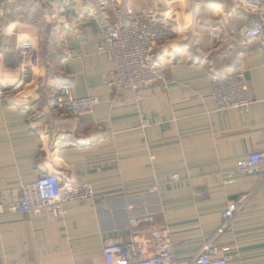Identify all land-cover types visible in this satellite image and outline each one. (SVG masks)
Returning <instances> with one entry per match:
<instances>
[{
  "label": "crops",
  "instance_id": "crops-1",
  "mask_svg": "<svg viewBox=\"0 0 264 264\" xmlns=\"http://www.w3.org/2000/svg\"><path fill=\"white\" fill-rule=\"evenodd\" d=\"M66 1L0 0V197L16 202L21 186L49 175L89 184L94 200L67 205L62 218L0 216V264H106L103 246L130 236L151 256L156 231L166 232L176 261L187 263L220 228L227 205L241 200L215 244L230 248L231 264H264V173L223 184L238 159L264 153V13L238 6L264 8V0L184 2L172 16L174 38L155 51L165 81L142 89L137 103L131 91L103 82L112 65L97 52L102 24L126 23V8L167 22L168 0ZM256 24L260 37L241 36ZM23 38L38 58L32 80L14 90ZM234 70L243 73L251 104L217 112L210 78ZM58 83L75 98H95L93 112L54 114ZM154 181L158 193L149 194Z\"/></svg>",
  "mask_w": 264,
  "mask_h": 264
},
{
  "label": "built area",
  "instance_id": "built-area-1",
  "mask_svg": "<svg viewBox=\"0 0 264 264\" xmlns=\"http://www.w3.org/2000/svg\"><path fill=\"white\" fill-rule=\"evenodd\" d=\"M66 4V0L61 2ZM239 7L248 13L263 17L264 8L252 2H240ZM127 14H132L127 10ZM217 28H211L209 34L217 36ZM261 25L256 24L251 29H241V36L245 39L258 38L261 35ZM102 39L97 46V52L106 56L112 65V70L103 76L106 86L121 93L129 90L134 94L135 102L141 100V90L147 86L164 83V65L155 59V51L176 34L175 29L165 20L154 15L147 17L132 16L124 23L112 22L102 24ZM20 76L14 90L24 86L33 78V68L38 58L37 51L32 47L28 38H23L16 46ZM211 96L214 109L226 112L230 109H246L251 104L248 97L244 75L241 71H226L210 78ZM54 96L51 110L59 117L72 116L79 118L90 115L97 105L95 98H75L71 88L66 83H58L53 88ZM147 125L141 120L140 126ZM78 132L84 134L87 128L83 123L77 126ZM88 139L78 141L79 145H88ZM150 162L154 157H149ZM259 172L264 173V153L252 152L238 159L233 170L226 172L223 184L234 182L235 176H251ZM173 177V180H177ZM159 181H154L147 187L149 194L158 193ZM94 200V191L89 184L75 185L69 181H62L56 177L44 175L35 182L21 186L20 196L16 202L7 204L0 197V216L5 214H30L32 216H47L62 218L65 207L69 204ZM245 200L229 203L223 212V221L217 232L203 245L200 253L190 262L182 264H231L228 253L229 247L219 248L216 239L224 232L236 218ZM136 222L132 220V224ZM149 242L153 255L144 256L140 252L141 245L134 236L126 242L104 245L102 255L106 264H179L174 256L172 243L167 240L165 231L149 234Z\"/></svg>",
  "mask_w": 264,
  "mask_h": 264
},
{
  "label": "rangeland",
  "instance_id": "rangeland-1",
  "mask_svg": "<svg viewBox=\"0 0 264 264\" xmlns=\"http://www.w3.org/2000/svg\"><path fill=\"white\" fill-rule=\"evenodd\" d=\"M65 0H61V2H64ZM193 1V0H192ZM191 1V2H192ZM67 2V1H66ZM165 2H167V5H166V10H167V12H166V16L168 15V23L170 24V25H173L171 22H173L172 21V16L173 15H176L177 17H178V10H180V12H182V4L184 3V2H188V0H168V1H165ZM181 6V7H180ZM127 10H129L128 8H126V13H127ZM131 11V10H130ZM132 13V12H131ZM128 16H130V18H132V14H130V15H128ZM105 25H107V24H109L107 21L104 23ZM174 27V26H173ZM175 29V28H174ZM175 32H176V30H175ZM170 42V41H169Z\"/></svg>",
  "mask_w": 264,
  "mask_h": 264
}]
</instances>
